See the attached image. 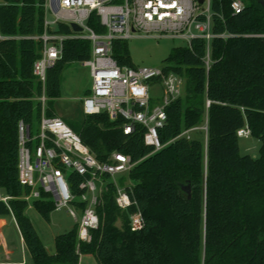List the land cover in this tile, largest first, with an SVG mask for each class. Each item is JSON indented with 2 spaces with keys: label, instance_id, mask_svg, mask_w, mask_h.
I'll use <instances>...</instances> for the list:
<instances>
[{
  "label": "trees",
  "instance_id": "16d2710c",
  "mask_svg": "<svg viewBox=\"0 0 264 264\" xmlns=\"http://www.w3.org/2000/svg\"><path fill=\"white\" fill-rule=\"evenodd\" d=\"M47 0H5L0 4V217L13 216L32 262L26 264H80L93 255L98 264H264V7L262 0H242L235 14L230 0H212L210 65L208 42L194 38L186 47H174L164 60L165 74L185 80L183 95L167 107L165 126L158 131L160 151L146 145L145 128L132 135L123 120L107 114L86 116L74 128L101 162L122 153L136 163L130 171L128 193L137 205L121 210L117 188L107 186L97 207L100 226L92 241L79 239V225L55 239L50 254L26 214L29 189L19 182V123L33 128L41 118L42 85L34 64L42 44L32 39L44 33ZM124 0H115L122 4ZM88 25L97 34L106 28L93 13ZM50 32L73 35L69 25L57 23ZM112 55L121 67H136L128 40L116 39ZM92 56L88 40L64 42L62 58L48 70L46 115L57 117L53 102L61 97L62 75L68 64ZM210 106L207 109V102ZM208 112L207 141L182 134L201 127ZM249 127L261 142L260 155H242L238 131ZM196 132V131H195ZM194 133V132H193ZM197 133H200L197 130ZM73 194L79 197L84 178L67 172ZM108 176L105 180H109ZM190 196V198H189ZM46 221L55 203L43 194L33 202ZM79 215L85 205L75 201ZM140 209L144 227L130 229V217Z\"/></svg>",
  "mask_w": 264,
  "mask_h": 264
},
{
  "label": "built area",
  "instance_id": "2783aa9c",
  "mask_svg": "<svg viewBox=\"0 0 264 264\" xmlns=\"http://www.w3.org/2000/svg\"><path fill=\"white\" fill-rule=\"evenodd\" d=\"M47 0L46 13H51L53 21L45 16L44 33L32 39L42 44L40 57L34 64V75L42 85V93L35 98L40 103L41 118L36 131L24 122L19 123V182L29 189L23 196L26 202L40 200L43 194L49 195L55 209H67L79 225V239L92 241V230L100 226L97 207L102 194L107 190L105 177L114 179L118 174H129L134 168L130 156L113 153L108 161L101 162L84 145L80 136L59 117L46 115L49 98L46 94L48 70L62 58L64 42L70 39L88 40L92 44V56L82 64L90 68L93 81L92 89L82 101L83 114L86 116L107 114L112 122L123 120L125 135L136 133L145 128L144 141L155 152L164 146L158 131L168 119L166 112L173 102L183 95L185 80L174 73L165 74L163 69L150 67H121L112 55V43L116 39L129 40L135 32L156 34L187 41L200 38L208 42L207 66L210 65V42L217 36L212 33V0L199 4L198 0ZM235 14L244 10L242 0H230ZM207 5L202 8L201 5ZM93 13L100 18L106 28L105 34H97L88 25ZM57 23L70 26L79 25L82 32L62 35L50 32ZM197 33H193V31ZM6 39L0 34V40ZM156 85L159 94L155 96L152 86ZM210 102H207V109ZM197 130L208 135V112L204 124L185 131L182 136L188 139ZM251 135L248 126L238 131L239 138ZM66 171L76 172L84 178L80 189L83 193L73 194ZM117 188L116 202L121 210L133 205L128 189ZM10 197L0 194V201L8 203ZM75 201L85 205L79 215ZM144 227V218L137 209L130 217V229L139 232Z\"/></svg>",
  "mask_w": 264,
  "mask_h": 264
},
{
  "label": "rangeland",
  "instance_id": "374dc122",
  "mask_svg": "<svg viewBox=\"0 0 264 264\" xmlns=\"http://www.w3.org/2000/svg\"><path fill=\"white\" fill-rule=\"evenodd\" d=\"M5 0H0L3 4ZM207 5H201L206 8ZM49 21H53L54 17L51 13L47 16ZM193 33H197L195 30ZM188 42L182 39L171 37H160L156 34H145L135 32L134 36L128 40L131 59L136 67H150L161 69L164 66V60L169 56L174 47H186ZM93 81L90 68L84 66L80 62L68 64L62 75L61 97L53 102V109L57 117L63 119L66 124L75 132L74 128H79L83 119L82 100L90 94ZM153 93L159 94V89L156 85L152 86ZM39 123L34 127L37 130ZM200 133L194 132L191 134L194 137H203ZM206 140V134L204 133ZM261 142L253 136L240 138V150L242 155H250L253 158H258L260 155ZM112 182H117L119 187L125 188L129 186L130 179L126 173L118 174L114 179L106 180V185ZM3 194V191H0ZM26 214L32 220V223L39 234L44 246L50 254H55V239L57 236L65 234L72 230L77 223L76 220L69 214L67 209L56 210L51 213L50 221H46L42 215L34 208L30 202L26 209ZM10 230L6 231V238L10 242V237L15 238L18 249L20 248L19 238L15 233L13 224H10ZM21 251V250H20ZM17 252V256L13 260H21V252ZM28 262H32L29 256ZM80 264H98L93 255H82Z\"/></svg>",
  "mask_w": 264,
  "mask_h": 264
},
{
  "label": "crops",
  "instance_id": "0c3cea01",
  "mask_svg": "<svg viewBox=\"0 0 264 264\" xmlns=\"http://www.w3.org/2000/svg\"><path fill=\"white\" fill-rule=\"evenodd\" d=\"M47 3V1H46ZM46 5V4H45ZM46 9V7H45ZM47 16V13H46ZM55 25L52 27L54 29ZM83 101V100H82ZM83 112V109H82ZM3 195V194H2ZM10 224L14 225L15 233L19 238L20 248L18 249L14 237H10V242L6 238V231L10 230ZM21 250V251H20ZM20 251L22 258L21 260H13L17 256V252ZM31 257L27 246L24 242L22 234L13 216L7 218L0 217V264H26L29 263L28 259ZM82 257V256H81Z\"/></svg>",
  "mask_w": 264,
  "mask_h": 264
},
{
  "label": "water",
  "instance_id": "95a60500",
  "mask_svg": "<svg viewBox=\"0 0 264 264\" xmlns=\"http://www.w3.org/2000/svg\"><path fill=\"white\" fill-rule=\"evenodd\" d=\"M204 1L205 0H198L199 4H203ZM261 4L264 7V0L261 1ZM71 27H72V30L74 32H76V33L82 32V28L79 25L75 24V23H72ZM189 198H190V196H189Z\"/></svg>",
  "mask_w": 264,
  "mask_h": 264
}]
</instances>
